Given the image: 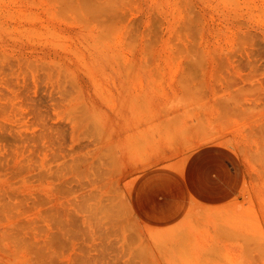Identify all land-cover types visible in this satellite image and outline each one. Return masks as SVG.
I'll return each instance as SVG.
<instances>
[{
	"label": "rangeland",
	"instance_id": "1",
	"mask_svg": "<svg viewBox=\"0 0 264 264\" xmlns=\"http://www.w3.org/2000/svg\"><path fill=\"white\" fill-rule=\"evenodd\" d=\"M211 146L236 195L143 222ZM0 264H264V0H0Z\"/></svg>",
	"mask_w": 264,
	"mask_h": 264
},
{
	"label": "crops",
	"instance_id": "2",
	"mask_svg": "<svg viewBox=\"0 0 264 264\" xmlns=\"http://www.w3.org/2000/svg\"><path fill=\"white\" fill-rule=\"evenodd\" d=\"M242 182V164L222 147L195 150L177 170L156 166L140 173L131 189V204L145 223L166 226L177 222L194 203L216 205L231 199Z\"/></svg>",
	"mask_w": 264,
	"mask_h": 264
},
{
	"label": "bare ground",
	"instance_id": "3",
	"mask_svg": "<svg viewBox=\"0 0 264 264\" xmlns=\"http://www.w3.org/2000/svg\"><path fill=\"white\" fill-rule=\"evenodd\" d=\"M158 237V236H157Z\"/></svg>",
	"mask_w": 264,
	"mask_h": 264
}]
</instances>
